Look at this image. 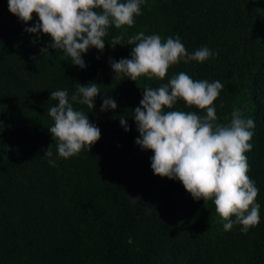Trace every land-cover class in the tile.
<instances>
[{
	"label": "trees",
	"instance_id": "obj_1",
	"mask_svg": "<svg viewBox=\"0 0 264 264\" xmlns=\"http://www.w3.org/2000/svg\"><path fill=\"white\" fill-rule=\"evenodd\" d=\"M38 19L26 25L0 0V264H264V0H145L132 27L110 28L103 52L93 48L83 56V69L48 47L49 36L25 31ZM139 32L162 41L179 37L189 53L206 46L218 55L202 63L181 60L164 80L115 79L110 59H130L126 41ZM120 34L124 46L113 48L108 41ZM45 47L49 54L41 53ZM181 71L221 82L217 123H230L235 109L254 120L245 155L259 189L260 223L246 233L238 224L225 231L213 201H197L178 180L156 176L153 153L135 143L132 112L143 89ZM77 82L99 84L92 111L74 108L101 138L91 152L65 159L47 111L56 103L51 92L66 90L70 98ZM106 96L116 110L101 112ZM174 110L206 115L183 101ZM51 145L56 166L44 156Z\"/></svg>",
	"mask_w": 264,
	"mask_h": 264
},
{
	"label": "clouds",
	"instance_id": "obj_2",
	"mask_svg": "<svg viewBox=\"0 0 264 264\" xmlns=\"http://www.w3.org/2000/svg\"><path fill=\"white\" fill-rule=\"evenodd\" d=\"M145 0H8L9 11L20 21L29 24L33 16L38 22L25 31L39 37L40 33L51 38L48 46L62 50L74 66L85 68L83 56L90 49L103 52L109 29L132 27L135 17L141 15ZM123 34L114 35L108 41L113 48L124 46ZM35 43V41H33ZM131 46V58L110 59L115 79L126 76L136 82L140 77L164 80L171 66L190 61L205 62L213 55L204 46L189 53L179 37L162 41L159 35L139 32L127 38ZM48 47L42 54H49ZM99 84L87 86L76 83L75 92L69 98L66 90L51 92L55 101L47 115L54 121L48 128L58 155L71 158L84 149L91 148L100 140V129L90 122L83 110L75 104L95 108V99L100 95ZM139 87V86H138ZM223 85L220 81L194 80L181 71L159 87H145L140 106L133 113L139 136L135 143L143 150L153 153L151 168L154 174L169 180H178L186 191L199 201H213L215 211L221 218L225 231L234 224L242 226L245 233L260 223V205L256 203L259 189L250 179L246 152L251 151L254 120L245 119L239 109L231 113L230 123H217L213 106ZM183 101L189 109L174 110V105ZM116 101L103 99L101 112L116 110ZM121 125L130 131L127 119L121 116ZM53 145L45 150L49 164ZM133 202L140 198H132ZM235 217V220L232 219Z\"/></svg>",
	"mask_w": 264,
	"mask_h": 264
}]
</instances>
